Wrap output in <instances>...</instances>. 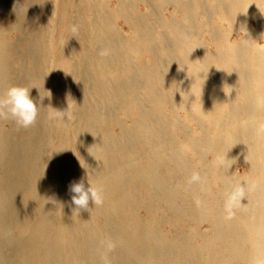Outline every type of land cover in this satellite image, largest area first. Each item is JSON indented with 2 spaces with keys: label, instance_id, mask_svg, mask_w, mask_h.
<instances>
[{
  "label": "bare ground",
  "instance_id": "1",
  "mask_svg": "<svg viewBox=\"0 0 264 264\" xmlns=\"http://www.w3.org/2000/svg\"><path fill=\"white\" fill-rule=\"evenodd\" d=\"M147 1L154 8L171 5L180 20L159 21L165 30L154 33L157 9L140 15L134 14L132 0H118L112 10L106 9L105 0H79L72 22L56 23L71 36L65 53L57 55L54 73L59 83L70 85V97L52 100L48 127L40 119L31 129L42 137L30 147L41 151L38 164L50 172L41 175L48 183L45 188L39 185L27 194L32 203L44 205L32 211V220L21 230L28 239L18 264H264V44L258 43L264 39V0ZM53 12L59 18L55 8ZM86 12L94 15L92 23L84 21ZM120 17L130 22L129 38H120L111 24ZM214 18L228 26L217 27ZM238 30L244 37L230 42L228 36ZM203 31L216 45L213 52L198 40ZM6 50L0 41L3 89L9 79ZM143 55L153 56V62L135 63ZM66 64L70 73L65 78ZM161 84L183 95L173 105L195 106L191 99L200 100L209 138L202 130L198 139L172 151L174 140L164 130L172 124L182 131L184 122L175 113L162 118L147 104L156 108L169 101ZM127 110L136 111L135 125L122 127V134L114 137L109 128ZM68 119L76 130L73 143L65 138ZM51 130L57 141L48 157L46 132ZM3 141L1 136L0 168L8 150ZM187 151L199 168L186 158ZM137 152L146 154L144 165H139ZM209 154L211 163L205 159ZM235 160L247 165L248 175L230 170ZM194 173L199 180L191 179ZM87 175L102 190V203L90 200L88 208L77 209L69 184ZM136 184L145 200L135 195ZM215 184L216 194L211 193ZM179 189L191 192L199 203L191 216L187 202L173 205ZM145 202L166 206L178 218L189 215L197 225L208 222L209 232H192L201 239L196 247L180 239L166 245L138 216ZM219 203L237 215H225ZM5 207L0 195V219Z\"/></svg>",
  "mask_w": 264,
  "mask_h": 264
},
{
  "label": "rangeland",
  "instance_id": "2",
  "mask_svg": "<svg viewBox=\"0 0 264 264\" xmlns=\"http://www.w3.org/2000/svg\"><path fill=\"white\" fill-rule=\"evenodd\" d=\"M77 3H79V0H0V41L8 49L6 53L8 52L7 54L9 55L7 66L9 79L7 87L4 89L0 87V97H3L10 86L27 85L32 87L30 90L31 96L42 104L35 123L26 128L19 127L13 119L7 116H0V137H4V146L8 148L3 156L4 165L0 168V195H4L6 203L3 217L0 219L2 221L0 223V256L2 257L0 264H18L19 256L24 251L25 243L28 239L27 235H23L21 230L26 226V223L32 220V211L35 213L44 205L40 201L34 204L27 197V194L32 190L36 191L39 185L44 188L48 185L47 180L41 176L44 168L42 164H38L42 153L40 150H33L30 147L35 143H40L42 136L38 137L40 133L34 135L31 129L38 126L40 119L42 121L41 124L48 127L50 122L48 113L51 110L50 103L52 100L58 101L61 97L65 99L70 97V89H68L70 85L65 87L66 84L59 83L55 79L54 73L57 69V55L65 53V43L71 37L69 33L63 30L65 28L62 29L61 26L72 22ZM117 3L118 0H105V7L107 10H112L118 5ZM151 4L147 0H132L134 14L145 15L157 9V21L151 27L154 33L164 32L165 29H163L162 23L180 20V14L175 13L171 5L164 4L154 8ZM54 8L59 18L53 12ZM83 18L87 23H92L95 20L91 12L84 13ZM58 21L61 22L60 28L56 26ZM159 21H162V23ZM198 22H203V19L198 18ZM214 23L219 28L228 26L227 23L220 22L217 18H214ZM248 23L251 26H255V21L252 18L248 19ZM111 24L120 38H129L131 36L130 22L125 18H112ZM243 37L244 32L238 30L231 32L228 39L233 42L240 41ZM198 40L202 42L207 52H213L216 49V45L211 41L210 35L205 31L200 33ZM259 41V44H264L262 42L264 41L263 38ZM154 45L156 49L159 48L157 41ZM0 58L3 59L2 56ZM153 59V56L143 55L136 57L134 61L137 63V60H145L146 63L150 64ZM69 73L70 67L66 64L63 68L64 77L66 78ZM160 88L166 95L168 94L169 101L164 105L157 103L156 108L148 102V107H153V110L159 112L162 118H168L171 113H175V116L184 122V130L182 131L176 130L172 124H167L168 126L164 130V134L174 140L172 151H180L183 145L189 143L190 138L198 139L202 135V130H204L208 138L211 136L209 124L198 109V105L201 103L200 100L191 99L194 101L195 106L179 107L172 103H177L178 99H181L180 96L183 95L179 92L174 93L175 91L166 86V84H161ZM40 97H44L42 101ZM172 99L175 101H172ZM118 117L119 123L112 124L109 128L114 137H119L122 134V127L123 129L133 128L138 118L135 110H127L123 114H118ZM68 122H70L69 119ZM46 133L51 143V147H48L46 152L48 157H51L53 154L52 146L57 141V136L52 130ZM65 138L70 143L77 140L75 127L71 122ZM136 149V147L132 148V150ZM184 155L193 166L199 168L190 152L187 151ZM136 156L139 165H144L146 154L142 155L137 152ZM205 159L206 162L211 163L214 157L209 154ZM230 170L236 171L240 175H248L247 165L241 160L233 161L230 165ZM49 172L50 170L48 169L44 172V176ZM132 173V170L128 171L131 180ZM83 179L85 187H87V179ZM91 183L93 184V181ZM218 188L219 184H215L211 189V193L216 194ZM134 189L135 195L145 200L142 186L136 184ZM177 195L178 197L173 202L174 207H180L182 203L187 202L190 216L193 214L194 209L199 208V203L194 199V195L191 192L179 189L177 190ZM209 207L211 209L213 205ZM218 208L222 209L225 215H237L233 208L224 207L221 203H219ZM137 213L139 218L148 224L147 227L149 226V229L156 231L160 235L166 245L180 239L191 246H199L201 239L191 235L192 232L196 229L201 234H206L210 228L208 222L204 221L197 225L191 222L189 215H185L184 218H178L173 212H169L166 206H154L153 203L149 202H145V205L138 209ZM192 255L197 260H201L200 255L198 258L197 253Z\"/></svg>",
  "mask_w": 264,
  "mask_h": 264
},
{
  "label": "clouds",
  "instance_id": "3",
  "mask_svg": "<svg viewBox=\"0 0 264 264\" xmlns=\"http://www.w3.org/2000/svg\"><path fill=\"white\" fill-rule=\"evenodd\" d=\"M31 89L27 85L10 86L3 97H0V116L13 119L19 127L26 128L34 124L42 104L31 96ZM44 97H40L41 101ZM191 179L199 180V174L194 173ZM87 182V187L83 178L69 184V191L73 194L71 201L77 209L88 208L90 200L94 205L102 203V190L91 183L88 175Z\"/></svg>",
  "mask_w": 264,
  "mask_h": 264
}]
</instances>
